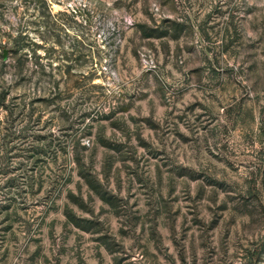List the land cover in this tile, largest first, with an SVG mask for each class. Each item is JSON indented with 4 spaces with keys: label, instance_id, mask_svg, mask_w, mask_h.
<instances>
[{
    "label": "rangeland",
    "instance_id": "374dc122",
    "mask_svg": "<svg viewBox=\"0 0 264 264\" xmlns=\"http://www.w3.org/2000/svg\"><path fill=\"white\" fill-rule=\"evenodd\" d=\"M2 28L0 264H264V0H0Z\"/></svg>",
    "mask_w": 264,
    "mask_h": 264
},
{
    "label": "trees",
    "instance_id": "16d2710c",
    "mask_svg": "<svg viewBox=\"0 0 264 264\" xmlns=\"http://www.w3.org/2000/svg\"><path fill=\"white\" fill-rule=\"evenodd\" d=\"M2 33L0 32V72H3L6 67L8 66V64L10 63V61H15L13 66H10V69L13 70V72L16 73V71H21L22 70V66L20 65V62L16 59H13V57L16 55V53L18 52L19 48V44L17 43V40L13 39L10 40L11 42H9V44H6L8 42H4V38L9 39L10 38V33H8L5 29L2 28ZM4 54L6 55V58H4ZM5 76V75H4ZM3 74H0V81L3 82ZM4 90H5V86L0 85V107H4L3 106V101H5L4 98ZM2 121L0 120V129L2 130ZM4 128V126H3ZM5 129V128H4ZM0 135L2 137H4V133H0Z\"/></svg>",
    "mask_w": 264,
    "mask_h": 264
},
{
    "label": "water",
    "instance_id": "95a60500",
    "mask_svg": "<svg viewBox=\"0 0 264 264\" xmlns=\"http://www.w3.org/2000/svg\"><path fill=\"white\" fill-rule=\"evenodd\" d=\"M4 58H6V55L4 54Z\"/></svg>",
    "mask_w": 264,
    "mask_h": 264
}]
</instances>
